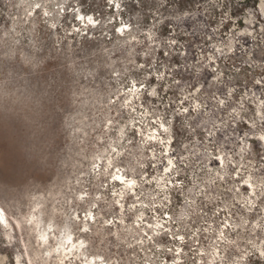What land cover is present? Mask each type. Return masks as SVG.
I'll list each match as a JSON object with an SVG mask.
<instances>
[{
    "label": "rangeland",
    "instance_id": "obj_1",
    "mask_svg": "<svg viewBox=\"0 0 264 264\" xmlns=\"http://www.w3.org/2000/svg\"><path fill=\"white\" fill-rule=\"evenodd\" d=\"M259 5L0 0V207L11 225L9 240L0 227L4 264L13 255L45 264L39 257L29 263L41 248L23 221L39 196L42 224L49 216L54 226L67 221L73 242H85L84 258L51 255L48 264L93 257L104 264H261L264 148L252 139L254 153L238 154L242 142L264 132L254 105L258 98L264 108ZM237 38L259 66L244 49L214 50ZM134 87L139 96L129 100ZM154 130L156 139H148ZM221 154L229 173L223 183L210 160ZM246 175L256 184L255 207L240 185ZM153 177L171 185L166 200ZM48 232L52 246L57 230Z\"/></svg>",
    "mask_w": 264,
    "mask_h": 264
},
{
    "label": "bare ground",
    "instance_id": "obj_2",
    "mask_svg": "<svg viewBox=\"0 0 264 264\" xmlns=\"http://www.w3.org/2000/svg\"><path fill=\"white\" fill-rule=\"evenodd\" d=\"M259 7H260V9L264 15V0H260ZM77 16L79 18L81 17L80 14H78ZM250 18H246V21L249 23H250ZM86 22H87V24L88 23L93 24L91 18H89V17L86 18ZM125 30H127V26H125L123 24L121 27L118 28L117 32L122 34ZM243 32L251 34V30H249V29H246ZM234 45H235L234 40L229 39L228 42L226 43V47L225 48L223 47L224 51L222 50V48L219 49V46H217V45H214L215 46L214 50L219 52V54L222 51V52H224L223 54H225V56H226L227 54L231 53L234 50V48H235ZM208 59H209V61H214V62H216V60H217L215 55H213V54H209ZM219 77H220V75H217L216 79H218ZM197 91H198V89H194L192 94H197ZM229 92L230 93L233 92L232 88H229ZM128 95H129V98H128L129 100L131 98H134L135 96H139V89L137 87L131 88L129 90ZM219 102L222 103V100H219ZM254 105H255V114H257V117L259 118V120H261L262 118H264L263 101L259 100L257 98V101H255ZM194 109L198 110L199 105L195 103ZM160 126L164 130L167 129L165 124H161ZM156 132H157V130H154L151 134H148L146 137L148 139H154L155 140L156 139V134H155ZM261 133H264V132H257V135L261 134ZM168 142H170V137H168ZM240 148L241 147H239V149H238V154H239V157L241 158L242 153L240 152ZM168 161H171V160H168ZM224 162H225V159H224ZM108 165L110 166L111 163L109 162ZM172 165H173V162L171 161V164H169V167H171ZM168 169L169 168H167L166 170H168ZM112 177L116 178L117 180L124 181L122 174L113 173ZM134 184H135L134 180H129L128 182H126L125 185L127 188L133 189ZM253 184L256 187L255 182H253ZM79 198H82V195H80ZM245 202L247 205H249L247 203V200ZM41 204H42V200L40 199V196H39V198H36V200L32 203L31 209L29 208L30 210H28L29 212L27 213V215L23 217V221H25L28 224L27 225L28 231L35 234V238H36L35 242L41 248V250H39V251L34 250L33 254L28 257L29 263H31L32 260H34L36 257H39V259L41 261H43L45 264H48V262H49L48 259H50L51 255L56 257V259L58 261H63L67 257V255L73 256L74 259H78L80 257L84 258L86 255L85 250H84L85 242L79 241L76 244L73 242V240H72L73 232L71 230V226H70L69 222L64 221L62 224L54 226V224L52 223L53 218H52V216H49L48 224L47 225L42 224L44 222L42 221L41 215H43L42 213H44V212H43V210H41L39 208ZM54 209L55 208L53 207L52 211ZM263 211H264V208H263ZM88 217H89V219L93 218L91 212L88 214ZM74 218H77V216L75 214H74ZM45 223H46V220H45ZM16 224L19 225L20 221H16ZM9 226H11V225H8V223L6 221L5 214L0 207V227H2L4 229V232H5L4 234H5L6 240L10 239ZM87 226H88L87 223H84L82 225V228L85 230L87 228ZM53 227H55L57 230L56 234L53 235V240H54L53 242H55V243H53L54 245H52V246H48L47 245L48 240H49V232L48 231L53 229ZM255 228H256V224H254L252 226V230H255ZM214 254L218 255V251L215 247H214ZM213 258H214V256H213ZM213 258L210 260L211 262H213ZM0 264H4L3 259L1 257H0ZM84 264H97V263L95 262L94 257H93V258H87V260H84Z\"/></svg>",
    "mask_w": 264,
    "mask_h": 264
},
{
    "label": "clouds",
    "instance_id": "obj_3",
    "mask_svg": "<svg viewBox=\"0 0 264 264\" xmlns=\"http://www.w3.org/2000/svg\"><path fill=\"white\" fill-rule=\"evenodd\" d=\"M252 139L257 140L260 146L264 148V133L249 137L247 141L242 142V146L240 148V152L242 153V156H241L242 159L245 156H248L254 153L255 149L253 148V145L251 143ZM211 159H215L217 161L219 167L216 170L215 175L218 178V180L221 183H223L226 180V177L229 175L227 171V165L224 162V158L221 155V156L210 157V160ZM169 164H171V161H169ZM260 166L264 168V163H261ZM238 174L239 173L237 172V173H232L231 175L233 177H238ZM153 180L155 181L156 187L159 190V192L165 193L164 199L166 200L168 198L167 192L169 188L171 187V185L170 184L168 186L164 185V177H160V178L153 177ZM240 185L241 187H247L249 189L247 196H246L247 203L250 206L255 207V201L251 199L252 197L256 196V188L252 182V177L250 175L244 176L243 179L240 181ZM240 190H241L240 187L236 188L237 193H240ZM261 195H264V192H262ZM159 227H162V225H160ZM247 255L248 254H246L245 257H243L242 259H246ZM256 255L259 257L261 264H264V250H257ZM12 264H26V262L23 256L17 257L16 255H13ZM97 264H104L103 257L98 258Z\"/></svg>",
    "mask_w": 264,
    "mask_h": 264
},
{
    "label": "built area",
    "instance_id": "obj_4",
    "mask_svg": "<svg viewBox=\"0 0 264 264\" xmlns=\"http://www.w3.org/2000/svg\"><path fill=\"white\" fill-rule=\"evenodd\" d=\"M231 15H229V18L231 19ZM253 35H254V33H253ZM253 35L252 36H250V37H252V39L253 40H255L256 39V37H257V35H256V37L254 36L253 37ZM262 40H264L263 39V37L261 36L260 37ZM245 39V38H244ZM256 42H258L257 40H255ZM234 43H235V48H234V50H233V52L234 51H237V50H241V49H244V52L245 53H249L250 54V59L252 60V61H250V65L251 66H253V65H256L255 63H257V65L259 66L260 64L257 62V61H254V59L252 58V56H253V51H248V50H246V49H248L246 46H245V42H244V40H243V38L242 39H240V38H237L236 40H234ZM250 50V49H249ZM232 52V53H233ZM239 52H241V51H239ZM251 68V67H250ZM264 79V77H262L260 80H263Z\"/></svg>",
    "mask_w": 264,
    "mask_h": 264
}]
</instances>
